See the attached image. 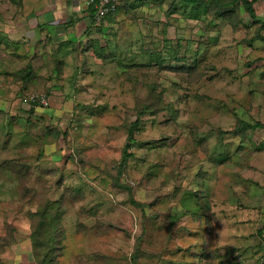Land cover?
Listing matches in <instances>:
<instances>
[{
  "label": "rangeland",
  "instance_id": "obj_1",
  "mask_svg": "<svg viewBox=\"0 0 264 264\" xmlns=\"http://www.w3.org/2000/svg\"><path fill=\"white\" fill-rule=\"evenodd\" d=\"M253 7L122 0L64 101L0 114V246L30 236L36 212H65L31 238L61 239L56 264H262L264 0Z\"/></svg>",
  "mask_w": 264,
  "mask_h": 264
},
{
  "label": "crops",
  "instance_id": "obj_2",
  "mask_svg": "<svg viewBox=\"0 0 264 264\" xmlns=\"http://www.w3.org/2000/svg\"><path fill=\"white\" fill-rule=\"evenodd\" d=\"M0 10H13L0 11V114L22 106L39 113L26 95L47 87L51 106L57 98L64 101L79 52L108 30L107 19L97 23L84 0H0ZM26 237L6 249L4 264H37Z\"/></svg>",
  "mask_w": 264,
  "mask_h": 264
},
{
  "label": "trees",
  "instance_id": "obj_3",
  "mask_svg": "<svg viewBox=\"0 0 264 264\" xmlns=\"http://www.w3.org/2000/svg\"><path fill=\"white\" fill-rule=\"evenodd\" d=\"M184 1H186V3H188V4H192L193 5V4H196L199 0H184ZM242 1H243V4H244L246 10L250 13V15L253 18L257 19V15H256L255 9L253 7L254 0H242ZM35 92H38V90H35V91H32V92L28 93L26 95V99H28V101H29L30 94H33ZM44 92L49 93L50 92V88H48V87L45 88ZM30 104L32 105V107L40 106L36 102H34V103L30 102ZM43 107H46V106H43ZM31 112H33V109H32ZM138 123H139V119H137L133 123V126L137 125ZM249 127H252V126H249ZM129 140L133 141V140H135V138L133 136H130ZM58 200H59L58 198H56V199L53 198L52 200H50L51 201V205H53V203L55 204ZM36 215H37L38 221H34V219H32V221H31L32 225H31V223L29 225L30 229L32 230L31 234H30L31 238H34V231H38V229H39V230H42V232L44 231L45 233H47L49 231V229L50 230H52V228L55 229L56 224H57V231L59 232L60 229H61V227H60L61 220L63 219V217L65 215V212L62 213L61 218H60V216H59V218H56L54 215L52 217L48 213L47 214L45 213L44 215L43 214H39V212H36V214L33 215V217L36 216ZM33 223H35V225ZM59 223H60V225H59ZM35 237H36V235H35ZM50 238H51V240H53V245L51 247H48L43 242V244L45 245L44 248H42L40 245H37V243L42 242L40 239L37 241V243L34 242L35 239L33 240L34 243L32 242V245H33L32 252H33V256H34V259H35L37 264H46L47 263V259H50V263L51 264H56V260L60 256L59 255V250L61 248V244L62 243L60 242L61 239H58L56 236H51L49 238L47 237L46 239H49V241H50ZM14 242H15V240L12 241V242H8L7 241L5 244L2 245V247L0 246L1 250L4 251L5 247L7 248L8 246L13 245ZM0 261H1L2 264H4V262L2 261L1 258H0Z\"/></svg>",
  "mask_w": 264,
  "mask_h": 264
},
{
  "label": "built area",
  "instance_id": "obj_4",
  "mask_svg": "<svg viewBox=\"0 0 264 264\" xmlns=\"http://www.w3.org/2000/svg\"><path fill=\"white\" fill-rule=\"evenodd\" d=\"M88 5L94 8V19L97 23L107 19L110 15L117 12L120 8L122 0H84ZM29 102H36L40 106L50 105V94L44 91H38L30 94ZM264 246V244H263ZM260 262L264 264V249L260 258Z\"/></svg>",
  "mask_w": 264,
  "mask_h": 264
}]
</instances>
